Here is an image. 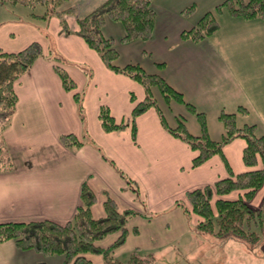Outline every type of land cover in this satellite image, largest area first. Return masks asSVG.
I'll return each instance as SVG.
<instances>
[{
  "label": "crops",
  "instance_id": "obj_1",
  "mask_svg": "<svg viewBox=\"0 0 264 264\" xmlns=\"http://www.w3.org/2000/svg\"><path fill=\"white\" fill-rule=\"evenodd\" d=\"M2 7H8L13 14L16 9L20 10L19 6L0 2V8L4 9ZM66 21L69 32L62 30L60 19L55 16L46 20L40 18V22L34 24L29 20L21 21L18 12L12 19L0 23V52H17L34 41L42 47V55L14 83L17 102L10 123L2 133V143L13 158L14 166L11 170L0 171V222L49 219L66 223L81 205V187L85 184L95 196L90 208L93 217L104 215L103 202L107 197L112 198L120 210H134V215L126 222L125 242L114 250V256L129 249L155 259L150 252L154 246L174 247L175 241L184 234L192 239L199 235L195 231L199 217L189 210L187 192L227 177L226 164L238 174L257 168L260 163L256 167H246L242 160L245 141L235 138L222 147L221 155H213L193 167L192 159L197 152L164 128L153 107L136 117L135 139L130 123L123 129L105 132L98 119L100 106H107L116 122L125 121L134 104L144 98V89L135 80L106 67L99 54L76 34L74 15L66 16ZM234 21L264 25V20ZM112 22L106 20L103 27L115 25ZM106 36L110 38V35ZM52 51L62 58L59 64L75 84L72 91L62 86L54 69L55 62L50 58ZM206 52L213 53L211 50L196 51L174 63L164 62L156 55L152 67L145 68L151 73H160L188 103H200L212 97V112L206 117L207 129L210 138L220 140L224 134L218 118L221 111L235 112L238 126L254 123L247 121L238 108L248 109L249 105L255 108L258 98L254 94L260 85L252 77L264 75V72L254 71L245 61L232 69L222 67L225 75L221 77L219 72L220 79L211 93L186 76V72L195 69L194 78L199 80L211 69L214 74L218 71L213 65H189L198 62L192 58L200 53L204 56ZM246 58L264 61V57L246 55ZM160 61L164 62L163 71L156 70V63ZM251 91L254 92L253 104L247 98V103L241 105L236 95ZM262 108L256 113L264 121ZM161 112L166 125L177 126L175 112L174 120L170 118L169 121L166 113ZM194 121L185 125L190 133L198 135L199 123L195 118ZM254 124L256 129L259 128L257 133L264 134V127ZM69 134L82 144L77 147L62 144L60 137ZM119 171L132 180L135 189ZM238 195L240 192L233 191L224 198L236 199ZM177 202L187 207V213ZM249 204L255 209H264V183L255 191ZM119 234L115 232L105 237L110 240L102 247L112 244ZM101 241H96V245ZM261 241L264 247V239ZM29 251L18 249L14 240L5 241L0 244V264H23L17 263V258L22 253L32 255ZM52 256L48 257L63 264L64 256Z\"/></svg>",
  "mask_w": 264,
  "mask_h": 264
},
{
  "label": "trees",
  "instance_id": "obj_2",
  "mask_svg": "<svg viewBox=\"0 0 264 264\" xmlns=\"http://www.w3.org/2000/svg\"><path fill=\"white\" fill-rule=\"evenodd\" d=\"M10 5H39L43 7L41 19L52 16L60 19L62 30L69 32L70 28L66 16L76 17V34H78L91 49L95 50L103 63L110 70L121 73L138 82L144 89V98L135 103L130 116L125 121L116 122L111 116L107 106H100L98 119L105 132L125 128L131 124L132 137L135 139V119L149 108L156 109L164 128L174 137L181 139L197 154L192 159V166L197 167L207 161L211 156L222 154V147L235 138L245 141L242 160L246 167H259L234 174L228 165L229 175L218 179L211 185L196 188L186 193L190 211L199 217L195 231L211 233L217 236L231 235L239 239L256 241L258 234L251 230L252 224L262 222L264 209H255L249 201L255 191L264 183V134H258L256 124L246 123L237 125L236 113L221 111L219 120L224 127V134L220 140L210 138L207 129L206 117L198 112L194 105L185 102L182 93L174 89L162 76L149 73L137 63H128L117 66L114 61L117 52L112 46V39L102 35V27L106 20L120 23L124 29L121 37L124 41L150 38L155 24V11L151 6L152 0H104L87 14H77V0H0ZM230 14L243 19H264V0H227ZM32 14V13H30ZM33 16V14H32ZM218 25L210 13L201 17L188 31L181 36L199 41L216 31ZM53 52V51H52ZM42 55V47L38 42H31L17 52H0V171L13 168V161L6 148H2V133L10 123L14 112L17 97L14 83L23 75L34 61ZM50 58L54 60V69L60 77L62 86L67 91L74 89V82L62 69L59 62L62 58L53 52ZM162 65V63H158ZM156 86L164 100L169 103L174 100L183 104L192 112L199 123L200 133H190L186 125L178 120L176 127L166 125L163 114L156 100L151 96V88ZM78 100L77 94L74 95ZM240 113L245 114L246 109L239 107ZM65 146H79L82 144L75 136L69 134L60 137ZM111 162V161H110ZM121 175L126 182L133 186L132 180ZM233 191L240 192L236 199H226L225 195ZM81 205L71 220L66 223H56L49 219L31 220L26 222H0V244L14 240L20 250H32L45 256L62 255L63 264H90L87 253L102 256V264H123L116 256L114 250L124 244L127 229L126 222L134 215L130 209H118L115 201L107 197L103 202L104 215L93 217L90 208L95 201L93 192L85 184L81 187ZM187 213V207L177 202ZM120 232L119 236L108 247L96 245V241L108 235ZM149 257H140L136 251L131 252L127 264H144ZM44 264V263H40Z\"/></svg>",
  "mask_w": 264,
  "mask_h": 264
},
{
  "label": "rangeland",
  "instance_id": "obj_3",
  "mask_svg": "<svg viewBox=\"0 0 264 264\" xmlns=\"http://www.w3.org/2000/svg\"><path fill=\"white\" fill-rule=\"evenodd\" d=\"M103 1L104 0L75 1L78 3L77 14H87ZM225 1L227 0H152L151 6L156 14L155 24L153 32L147 40H122L121 36L124 34V30L122 25L117 22H112V24L115 25L102 27V35L104 37L110 35L113 41L112 46L117 52V58L114 64L116 65L117 63L119 66H123L128 63H137L144 70L149 72L145 67H152L153 62H155L154 60H156V55L164 62L174 63L175 60H185L188 56L196 53V51L211 50L213 53L206 52L204 56L200 53L192 58L198 62H191L189 65L194 67H198L199 65H213L218 69L215 74L210 72L211 69L209 73L201 79H199L200 76L198 74L197 77L199 80H196L194 78L195 69L190 73L186 72V76L190 77L202 87H206L211 93L214 84L220 79L219 72L221 73V77L225 75L223 68L232 69L233 67L240 66L241 63L245 61L254 71L264 72V61L258 62L255 59L248 61V58H246V55L252 58L264 57V25H258L257 22L253 25H248L234 21L237 19L243 20V18L232 16L228 6L224 4ZM15 6H19L20 10L18 11L16 9L14 14L8 7H2L4 9L0 8V23L12 19L18 12L21 21L29 20L34 24L40 22L39 15L43 12L42 6L22 4ZM30 13H32L33 16ZM207 13H210L217 23L218 27L216 31L199 41L190 40L188 43L185 41L180 42L187 39L181 36L182 32L188 31ZM251 19L264 20L259 17ZM187 22L192 24H187ZM206 38H208L207 41H205ZM142 43H144V45H142ZM164 62H161L162 65L156 63V70L163 71ZM182 78H184L183 75ZM252 78L254 82L260 85L257 93L254 94V92L251 91L250 93H242V95L237 94L236 97L241 105L247 103V98L250 101L253 100L254 96L258 98L255 108L252 105H249L248 109L243 106L240 107L246 109L245 114L242 113V115L246 116L247 121H253L260 127H264V121L260 120L256 113L263 109L262 106L264 107V75H259L256 78L254 76ZM151 96L156 100L159 108L166 113L167 121H169L170 118L174 120L173 114L175 113L177 114L178 120L182 121L184 124L191 121L195 122L194 118L197 120L196 116L187 110L183 104L174 100H171L169 103L165 102L156 86L151 88ZM212 101L213 99L210 97L202 100L200 103H195L193 101L192 103L196 104L195 107H197L196 110L198 112H203L205 117H207V115H210L212 112ZM251 104H253L252 101ZM167 105L171 108L169 109ZM177 106L181 108L178 109L179 107ZM238 123L240 124L241 122ZM258 129L259 128L256 130L257 132ZM1 146L5 148L3 143ZM11 159L13 158L11 157ZM262 218L263 222L251 225V230L258 234V239L256 241L239 239L231 235L217 236L211 233L200 232L198 233L199 235H196V237L192 239L190 235L184 234L175 241L173 244L174 247L169 245L165 246L166 244L154 246L150 252L156 258H149L144 264H264V247L261 241L264 239V215ZM109 240L110 239L106 238L102 239L98 246L102 247L103 245H107ZM29 252L32 255L22 253V255L18 256L17 259L19 262L17 263H60L57 259L49 258L41 253H36L32 250ZM131 252L132 250L123 249V251H119L118 254L116 253V257L123 264H127ZM137 252L140 257H146L147 255L144 254V252ZM35 255L39 258H36ZM86 257L90 260V264H102L103 262L102 256L99 254L87 253Z\"/></svg>",
  "mask_w": 264,
  "mask_h": 264
}]
</instances>
